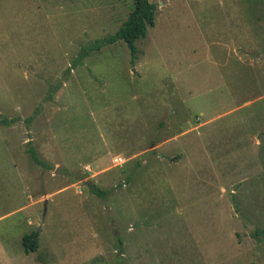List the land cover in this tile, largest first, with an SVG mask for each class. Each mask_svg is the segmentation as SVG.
I'll use <instances>...</instances> for the list:
<instances>
[{"label": "rangeland", "instance_id": "rangeland-1", "mask_svg": "<svg viewBox=\"0 0 264 264\" xmlns=\"http://www.w3.org/2000/svg\"><path fill=\"white\" fill-rule=\"evenodd\" d=\"M149 1L0 0V264H264V0Z\"/></svg>", "mask_w": 264, "mask_h": 264}, {"label": "trees", "instance_id": "trees-1", "mask_svg": "<svg viewBox=\"0 0 264 264\" xmlns=\"http://www.w3.org/2000/svg\"><path fill=\"white\" fill-rule=\"evenodd\" d=\"M154 8V4L149 0H131V9L119 28L89 46L82 47L76 57V61H80L93 49H98L101 46L113 44L117 41H123L130 50L131 55L135 54V41L144 37L146 29L154 25ZM14 120L15 118L0 117V125H10ZM92 190L101 195L97 188L94 187ZM38 236V230H31L22 235L21 245L26 253L37 250Z\"/></svg>", "mask_w": 264, "mask_h": 264}, {"label": "built area", "instance_id": "built-area-1", "mask_svg": "<svg viewBox=\"0 0 264 264\" xmlns=\"http://www.w3.org/2000/svg\"><path fill=\"white\" fill-rule=\"evenodd\" d=\"M112 161L114 164H121L123 160L121 159V157H114L112 158Z\"/></svg>", "mask_w": 264, "mask_h": 264}]
</instances>
